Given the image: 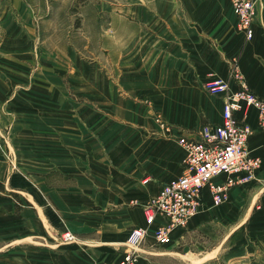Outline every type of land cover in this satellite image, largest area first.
<instances>
[{
    "label": "crops",
    "instance_id": "0c3cea01",
    "mask_svg": "<svg viewBox=\"0 0 264 264\" xmlns=\"http://www.w3.org/2000/svg\"><path fill=\"white\" fill-rule=\"evenodd\" d=\"M247 40L230 0H0V264H116L161 187L179 138L222 121L203 84L264 92V0ZM255 181L199 213L136 264H264V130ZM8 155V158L6 157ZM162 220L157 219L156 224ZM70 232L73 242H63Z\"/></svg>",
    "mask_w": 264,
    "mask_h": 264
},
{
    "label": "built area",
    "instance_id": "2783aa9c",
    "mask_svg": "<svg viewBox=\"0 0 264 264\" xmlns=\"http://www.w3.org/2000/svg\"><path fill=\"white\" fill-rule=\"evenodd\" d=\"M230 4L237 29L247 40L251 39L260 0H230ZM233 77L238 81L236 90L221 78L204 82L206 93L223 98L222 121L219 125L202 126L195 140L178 139L185 154L182 174L165 183L147 202L143 211L145 225L131 230L125 254L116 264H136L139 248L149 236L155 244H169L173 232L185 228L199 213L203 189L208 191L211 204L216 207L227 202L232 188L255 181L261 159L248 149L247 141L252 133L250 126L238 120L235 114L254 109L257 126L264 130V92L257 95L247 88L238 74ZM261 211L264 220V206ZM157 219L162 222L156 224ZM61 238L66 243L76 239L70 232H64Z\"/></svg>",
    "mask_w": 264,
    "mask_h": 264
},
{
    "label": "trees",
    "instance_id": "16d2710c",
    "mask_svg": "<svg viewBox=\"0 0 264 264\" xmlns=\"http://www.w3.org/2000/svg\"><path fill=\"white\" fill-rule=\"evenodd\" d=\"M3 185L0 183V191H3Z\"/></svg>",
    "mask_w": 264,
    "mask_h": 264
},
{
    "label": "rangeland",
    "instance_id": "374dc122",
    "mask_svg": "<svg viewBox=\"0 0 264 264\" xmlns=\"http://www.w3.org/2000/svg\"><path fill=\"white\" fill-rule=\"evenodd\" d=\"M139 255V254H138Z\"/></svg>",
    "mask_w": 264,
    "mask_h": 264
}]
</instances>
